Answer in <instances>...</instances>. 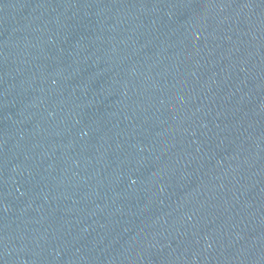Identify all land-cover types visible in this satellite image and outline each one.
<instances>
[{
	"label": "water",
	"instance_id": "1",
	"mask_svg": "<svg viewBox=\"0 0 264 264\" xmlns=\"http://www.w3.org/2000/svg\"><path fill=\"white\" fill-rule=\"evenodd\" d=\"M0 264H264V0H0Z\"/></svg>",
	"mask_w": 264,
	"mask_h": 264
}]
</instances>
